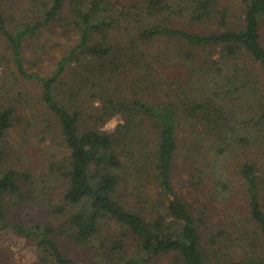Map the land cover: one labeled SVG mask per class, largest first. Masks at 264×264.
<instances>
[{"label":"trees","instance_id":"trees-1","mask_svg":"<svg viewBox=\"0 0 264 264\" xmlns=\"http://www.w3.org/2000/svg\"><path fill=\"white\" fill-rule=\"evenodd\" d=\"M28 2L18 24L0 8V36L19 71L37 80L70 155L44 175L42 189L36 174L8 164L15 112L0 109V229L37 246L33 264H79L75 248L87 264H154L161 256L171 264H264V170L253 152H264V0H240L237 21L226 0H136L122 10L114 0ZM59 26L75 35L56 69L25 70L26 42ZM169 57L184 69L181 83L145 99L142 89L161 86L150 63ZM132 76L146 86L130 93ZM117 115L123 123L114 132L101 129ZM180 160L190 191L210 186L216 201H230L237 174L247 204L239 222L247 225L205 233L207 212L200 217L176 188ZM50 174L65 185L63 204L41 222L25 212L38 190L48 194Z\"/></svg>","mask_w":264,"mask_h":264},{"label":"rangeland","instance_id":"rangeland-1","mask_svg":"<svg viewBox=\"0 0 264 264\" xmlns=\"http://www.w3.org/2000/svg\"><path fill=\"white\" fill-rule=\"evenodd\" d=\"M114 2L122 10L124 7H129L132 3H135L136 0H114ZM226 3L230 5L231 12L234 15L233 21H237L243 14L240 0H226ZM0 8L6 15L7 11L11 14L9 18L11 25L21 23L25 16L29 14L28 0H0ZM74 35V31L69 34L59 26L55 34L50 30L28 40L22 51L25 70L50 75L56 69L58 60L64 52L70 36ZM171 44H175V42ZM154 49L155 47L152 48V50ZM150 64L153 66L152 77L154 82L156 81L161 86L158 91L151 88L143 92L145 88L142 89L141 95L145 96V99L156 92L163 95L162 92L167 90V82H171L175 86L181 83L184 69L175 59L169 57L163 62L154 60ZM126 84L127 90L130 92L136 85L146 86L147 82H137L136 77L132 76ZM40 92L37 80L28 78L19 71L8 43L0 36V109L8 108L15 112L14 126L6 136L7 146L10 149L8 164L18 169H27L36 174L42 188L45 186L47 178L44 175H48L53 166H64L65 158L69 157L70 150L64 145L61 136L53 127L54 119L52 115L41 105ZM115 118L123 123L121 115H117ZM101 129L104 130V126ZM253 152L254 158L260 163V168L263 171L264 152L261 150L258 152L253 150ZM185 166V163L183 164L180 160L174 174L176 188L179 193L185 194L189 202L193 203L200 217V214L207 212V230L205 233L215 235L218 230L224 228L230 231L234 229L235 233L237 228L235 229L233 226L247 225V223L241 224L239 222L246 213L247 204L243 198L244 184L237 174L231 176L233 185L229 194L230 201L226 203L215 200L211 194L210 186L204 191L195 189L190 191L189 179L191 176ZM57 176H59L58 173ZM47 186L49 188L48 194L41 196V192L38 190L37 194H40V197L36 198L32 208L25 212L27 216H32L41 222L49 218L46 212L51 211L56 205L63 204L61 200L65 190L64 183L50 174ZM73 210L72 208L69 212ZM43 215L46 218H42ZM37 216H40V218L37 219ZM251 227L250 225L248 228V237L252 235ZM241 232L242 229H240V234ZM205 238H207L209 244L215 240L207 235ZM74 254H76L74 258L79 264H87L89 260L87 253L75 248ZM38 258L39 251L35 244L27 241L24 237L0 229V264H33ZM154 264H171V260L169 256H161L154 260Z\"/></svg>","mask_w":264,"mask_h":264},{"label":"clouds","instance_id":"clouds-1","mask_svg":"<svg viewBox=\"0 0 264 264\" xmlns=\"http://www.w3.org/2000/svg\"><path fill=\"white\" fill-rule=\"evenodd\" d=\"M94 106L99 108L101 106V102L97 100ZM120 123H122V121H119L117 118L113 117L104 125V131L114 132Z\"/></svg>","mask_w":264,"mask_h":264}]
</instances>
